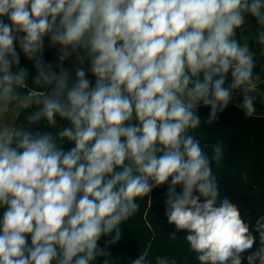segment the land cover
Instances as JSON below:
<instances>
[{"label":"clouds","instance_id":"1","mask_svg":"<svg viewBox=\"0 0 264 264\" xmlns=\"http://www.w3.org/2000/svg\"><path fill=\"white\" fill-rule=\"evenodd\" d=\"M249 17L264 46V0H0V120L17 104L31 109L20 124L0 122V264H93L109 255L100 239L120 241L138 198L165 184L171 238L187 233L199 264H242L256 237L220 198L211 165L224 146L209 157L192 133L201 104L212 123L237 90L245 116L256 115V59L237 39ZM45 37L61 62L76 56L74 76L44 62ZM17 43L38 94L23 91ZM255 231L260 247L246 259L264 264V216ZM131 264H151L148 252Z\"/></svg>","mask_w":264,"mask_h":264},{"label":"trees","instance_id":"2","mask_svg":"<svg viewBox=\"0 0 264 264\" xmlns=\"http://www.w3.org/2000/svg\"><path fill=\"white\" fill-rule=\"evenodd\" d=\"M10 23L7 18H2ZM257 22L255 18L249 17L244 26L237 30V39L241 44H247L254 53L256 68L254 75L259 78L264 73V46H261L257 39ZM17 51L20 52L19 67L28 70V85L23 91L38 94L42 89L34 87L31 83L36 75V68L33 61L23 55L17 43ZM59 46H52L49 38L45 37L43 60L51 64L53 69L58 71L59 66L69 69L73 76L75 68L80 66L73 55L61 62L59 60ZM83 67L88 69L85 63ZM15 70V69H14ZM91 73L87 72V78L91 80ZM231 83V77L226 79L225 86ZM264 89V81L260 85ZM239 94L233 92V98L229 106L222 112H218L217 119L208 123L210 107L200 105L198 114L201 118V126L192 133L201 142L209 157L213 155L212 146L222 143L224 155L220 165L212 163L213 174L218 179L220 198L227 197L236 204L242 217L250 224V230L256 237L253 248L242 254V264H248L247 255L260 247L259 233L255 231L256 220L264 216V107L257 110L255 117L245 116L243 109L237 103ZM31 109H22L15 117L13 124H20L25 121L27 112ZM58 125L68 126L67 121H60ZM35 128L40 131H57L49 129L43 123ZM67 150L72 144L65 142L63 145ZM168 185L156 187L151 193L138 198L139 210L121 225L122 238L115 244H108L111 236L102 237L99 241L101 248H106L109 255L99 256L93 264H131V261L138 258L144 251L148 252V260L156 264L158 256L168 257L175 264H199L196 254L189 251V245L185 240V232H176L175 239L171 233L175 232V225H170L165 216V200ZM177 191L181 188L177 186ZM4 209L0 208V219ZM155 212L159 214L155 216ZM29 239V244H30ZM259 264V261L256 262Z\"/></svg>","mask_w":264,"mask_h":264},{"label":"rangeland","instance_id":"3","mask_svg":"<svg viewBox=\"0 0 264 264\" xmlns=\"http://www.w3.org/2000/svg\"><path fill=\"white\" fill-rule=\"evenodd\" d=\"M228 77H231L230 76V73H229V76ZM90 81H92V83L94 84V77L92 76L91 77V80ZM264 81V73H263V75L256 81V83H257V87H256V89H255V91H254V93L253 94H255L256 95V97H257V99H256V101H255V104H256V109L257 110H260L261 111V109L260 108H263L264 107V89L263 88H261L260 87V85H261V83ZM236 93H238L239 94V98L237 99V103L240 105V103H241V101H242V99H243V97H242V93L239 91V90H237V91H235ZM23 108H22V106H20V105H15L3 118H2V120H0V122H2V123H5V124H13V122H14V119H15V117H16V115L22 110ZM159 213L158 212H155V216L156 215H158Z\"/></svg>","mask_w":264,"mask_h":264}]
</instances>
